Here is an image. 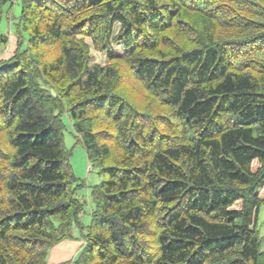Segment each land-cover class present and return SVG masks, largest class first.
<instances>
[{"label": "trees", "instance_id": "16d2710c", "mask_svg": "<svg viewBox=\"0 0 264 264\" xmlns=\"http://www.w3.org/2000/svg\"><path fill=\"white\" fill-rule=\"evenodd\" d=\"M20 3L0 59V264H47L73 228L75 264H264V0ZM63 113L103 178L85 229Z\"/></svg>", "mask_w": 264, "mask_h": 264}, {"label": "rangeland", "instance_id": "374dc122", "mask_svg": "<svg viewBox=\"0 0 264 264\" xmlns=\"http://www.w3.org/2000/svg\"><path fill=\"white\" fill-rule=\"evenodd\" d=\"M21 8L20 0H14L12 5H7L3 9V17L0 24V32L8 36V43L5 46L0 44V59H7L12 56L15 51L16 41L14 36L15 26L13 25L17 20ZM118 26L114 27L113 33L116 34ZM85 43L89 46L91 62L90 65L104 66L107 57L104 53L93 49L91 41L84 39ZM113 51L116 55H122L124 50L119 44L113 45ZM64 130H63V145L70 152L69 164L71 166L72 173L77 179L76 184H82V187L77 188L76 196L79 200L84 203L83 212L80 215V221L82 226L89 225L91 220V211L93 210V200L91 197V188L102 181V176L98 169L91 170L90 165L87 162L86 151L83 144L76 138L73 128L72 121L68 117L67 113L61 115ZM264 133L261 129L253 125V134L258 135ZM73 187H76L73 185ZM258 228L261 235L264 233V205L260 209ZM77 228H73V236L78 240H82V236Z\"/></svg>", "mask_w": 264, "mask_h": 264}, {"label": "crops", "instance_id": "0c3cea01", "mask_svg": "<svg viewBox=\"0 0 264 264\" xmlns=\"http://www.w3.org/2000/svg\"><path fill=\"white\" fill-rule=\"evenodd\" d=\"M83 240H64L53 246L47 255V264H75L82 247Z\"/></svg>", "mask_w": 264, "mask_h": 264}]
</instances>
